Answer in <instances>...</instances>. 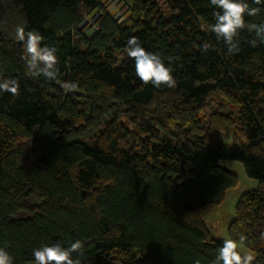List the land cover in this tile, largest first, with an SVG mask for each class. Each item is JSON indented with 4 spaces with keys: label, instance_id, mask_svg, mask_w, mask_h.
Listing matches in <instances>:
<instances>
[{
    "label": "trees",
    "instance_id": "1",
    "mask_svg": "<svg viewBox=\"0 0 264 264\" xmlns=\"http://www.w3.org/2000/svg\"><path fill=\"white\" fill-rule=\"evenodd\" d=\"M102 1L0 0V80L19 82V95L0 92V247L14 264L75 240L82 264H214L223 242L204 219L236 187L222 165L236 161L258 185L227 234L264 264V43L251 46L244 29L229 55L208 28L219 11L210 0H164L167 17L154 0H130L124 21ZM246 2L261 9L246 23H264V4ZM93 13L97 30H83ZM18 25L56 47L57 80L27 73ZM131 37L170 63L176 87L140 81ZM66 81L78 89L66 93ZM235 127L246 142L232 150L222 140Z\"/></svg>",
    "mask_w": 264,
    "mask_h": 264
},
{
    "label": "clouds",
    "instance_id": "2",
    "mask_svg": "<svg viewBox=\"0 0 264 264\" xmlns=\"http://www.w3.org/2000/svg\"><path fill=\"white\" fill-rule=\"evenodd\" d=\"M210 3L219 11H214L215 23L208 28L215 34L217 40L224 42L229 55L239 53L238 37L244 29L255 33L256 38L250 41L251 46L256 47L258 42L264 43V23H246L245 20L246 16H257L261 11L259 7L250 5L246 0H210ZM253 3L261 5L264 4V0H253ZM15 39L23 44L21 58L26 62L27 73L32 78L43 77L50 81L58 79L56 47L42 46L44 38L38 31H26L25 27L20 25L15 29ZM211 47L210 43L205 42L202 50L206 51ZM126 52L135 61L136 76L144 85L152 84L157 89L161 86L168 88L177 86L170 63L166 65L159 53L147 51L137 37L128 39ZM61 87L66 93L72 92L78 89V83L66 81L61 83ZM0 92L19 95V82L11 78L0 80ZM245 241L246 237L241 234L239 243L243 244ZM83 255L84 243L81 240H75L67 247L54 243L33 249L35 264H82ZM254 260L255 257L251 254H241L236 240L225 239L218 250L214 264H253ZM0 264H14V258L7 247H0ZM195 264H200V261H195Z\"/></svg>",
    "mask_w": 264,
    "mask_h": 264
},
{
    "label": "rangeland",
    "instance_id": "3",
    "mask_svg": "<svg viewBox=\"0 0 264 264\" xmlns=\"http://www.w3.org/2000/svg\"><path fill=\"white\" fill-rule=\"evenodd\" d=\"M159 13L163 17L168 16V9L164 4V0H154ZM103 7L105 8L106 13L112 15L115 19L119 21H124L129 15V5L130 0H103ZM98 16L97 14L93 13L90 16H87L85 21L83 22L82 29L89 30L92 26L95 25ZM215 101L218 104L223 105L224 113L226 115H230L231 113L234 114L233 110L231 109L230 104L226 101L220 99L219 97H214ZM123 128H125L130 133L138 134L134 123L130 121H121ZM134 135V134H133ZM142 139L144 136L139 135ZM91 137L89 140L94 141L96 138ZM229 148L235 150L240 145L246 142L245 138L242 136L240 130L235 127L234 130L231 131L228 135H225L222 140ZM224 168L229 171L230 173L234 174L237 178V185L234 188H231L225 192L224 199L220 205L212 208L206 214L204 219V223L206 228L209 231L211 238L215 241L224 242L225 239H229L227 234V228L234 217V210L238 199L245 193L253 191L257 188V182L253 179L247 178L245 175L244 169L240 163L236 161H224L222 163ZM238 250L241 254H251L250 251L245 249L242 246L238 245ZM254 256V255H253Z\"/></svg>",
    "mask_w": 264,
    "mask_h": 264
},
{
    "label": "built area",
    "instance_id": "4",
    "mask_svg": "<svg viewBox=\"0 0 264 264\" xmlns=\"http://www.w3.org/2000/svg\"><path fill=\"white\" fill-rule=\"evenodd\" d=\"M90 29H91L92 32H94V31L97 30V27H96V25H94V26H92V28H90ZM90 29H89V30H90Z\"/></svg>",
    "mask_w": 264,
    "mask_h": 264
}]
</instances>
